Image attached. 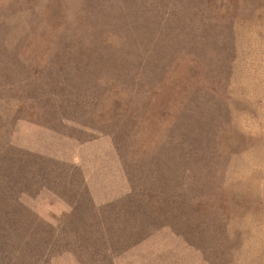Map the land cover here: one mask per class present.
<instances>
[{
    "label": "rangeland",
    "instance_id": "obj_1",
    "mask_svg": "<svg viewBox=\"0 0 264 264\" xmlns=\"http://www.w3.org/2000/svg\"><path fill=\"white\" fill-rule=\"evenodd\" d=\"M0 264H264V0H0Z\"/></svg>",
    "mask_w": 264,
    "mask_h": 264
}]
</instances>
